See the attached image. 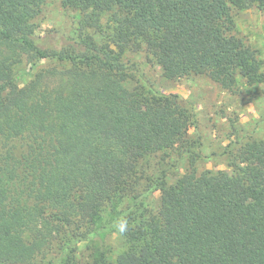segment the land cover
I'll use <instances>...</instances> for the list:
<instances>
[{
  "label": "trees",
  "instance_id": "16d2710c",
  "mask_svg": "<svg viewBox=\"0 0 264 264\" xmlns=\"http://www.w3.org/2000/svg\"><path fill=\"white\" fill-rule=\"evenodd\" d=\"M44 1L0 0V263H31L64 227L80 229L130 195L126 248L104 264H264V140L243 144L231 171L198 173L193 161L161 184L155 211L138 192V164L185 145L194 114L177 95L140 96L116 76H125L126 51L145 49L171 79L206 75L229 91L240 77L263 83L232 8L264 14V0H62L91 10L85 29L119 15L103 44L82 35L71 53L37 37ZM24 58L70 65L20 86L14 69ZM64 264L81 263L68 254Z\"/></svg>",
  "mask_w": 264,
  "mask_h": 264
},
{
  "label": "rangeland",
  "instance_id": "374dc122",
  "mask_svg": "<svg viewBox=\"0 0 264 264\" xmlns=\"http://www.w3.org/2000/svg\"><path fill=\"white\" fill-rule=\"evenodd\" d=\"M88 13L78 5L65 6L62 0H45L33 19L35 33L41 43L66 52H80L82 35H93L99 44L107 39L119 15L103 13L101 29L82 26ZM235 32L257 52L264 71V14L257 6L233 7ZM145 49L128 50L122 55L125 76H116L140 96L177 95L194 114L185 145L168 152H156L138 164L142 176L138 192L144 203L157 211L160 207L161 184H175L194 165L205 170L231 171L230 163L238 149L247 142L264 140V82L253 86L240 77L236 91H229L206 75L192 74L171 79L163 68L149 58ZM70 64L57 58L31 63L23 59L14 69L20 86L26 85L44 68H67ZM130 195L106 204L96 221L80 229L64 227L51 244L29 264H64L70 254L81 264L113 262L126 248V240L117 224L131 205ZM30 240V236H26ZM4 264V263H0Z\"/></svg>",
  "mask_w": 264,
  "mask_h": 264
},
{
  "label": "clouds",
  "instance_id": "9594fccd",
  "mask_svg": "<svg viewBox=\"0 0 264 264\" xmlns=\"http://www.w3.org/2000/svg\"><path fill=\"white\" fill-rule=\"evenodd\" d=\"M128 227H129V222L127 218H121L117 224L119 233L121 234L126 233L128 231Z\"/></svg>",
  "mask_w": 264,
  "mask_h": 264
}]
</instances>
